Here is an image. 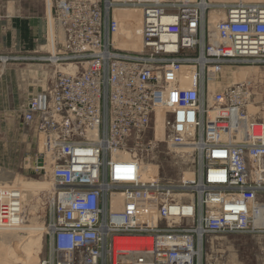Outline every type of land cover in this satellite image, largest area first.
<instances>
[{
	"label": "built area",
	"instance_id": "built-area-1",
	"mask_svg": "<svg viewBox=\"0 0 264 264\" xmlns=\"http://www.w3.org/2000/svg\"><path fill=\"white\" fill-rule=\"evenodd\" d=\"M126 8L141 11L138 50L117 46ZM50 16L49 50L22 58L70 67L22 110L54 187L38 264H203L208 234L264 236V119L247 80L224 83L264 67V1L54 0ZM158 141L194 155L192 181L142 178ZM20 204L0 187V227Z\"/></svg>",
	"mask_w": 264,
	"mask_h": 264
},
{
	"label": "rangeland",
	"instance_id": "rangeland-1",
	"mask_svg": "<svg viewBox=\"0 0 264 264\" xmlns=\"http://www.w3.org/2000/svg\"><path fill=\"white\" fill-rule=\"evenodd\" d=\"M53 1L0 0V187L15 186L23 191L24 217L23 230L17 232V242L3 244L0 229V264H38L37 260L46 255L44 225L48 217L53 181L49 169L37 167L35 159L38 139L34 128L23 120L22 110L30 97L53 83L56 70H64L22 58L49 50L47 19L50 23ZM128 30L136 34L134 28ZM231 72L224 83L247 80L251 89L250 102L254 103L248 107L249 111L262 121L264 67L232 69ZM236 72H245V78L238 80ZM157 138H162L159 125ZM141 154L144 167L141 175L145 180L182 184L189 183L195 176V157L186 150L169 149L163 141H158L152 150H144ZM24 189L30 193L25 196L30 198L24 196ZM37 189L45 192L34 195ZM24 199L29 202L26 204ZM142 201L146 203V199ZM152 219L155 222V218ZM24 243L31 245L32 255L35 252L37 254L36 259L32 258V263L21 259L23 252L17 246ZM202 256L203 264H264V236L208 234L204 237Z\"/></svg>",
	"mask_w": 264,
	"mask_h": 264
},
{
	"label": "bare ground",
	"instance_id": "bare-ground-1",
	"mask_svg": "<svg viewBox=\"0 0 264 264\" xmlns=\"http://www.w3.org/2000/svg\"><path fill=\"white\" fill-rule=\"evenodd\" d=\"M242 1H246V0H242ZM115 15H116L117 18H120V20L122 22H126V26H127V27H124L125 30H123L122 36H124V37L123 38H122V36H120L119 38L116 37V41L119 40L118 41L119 43H117V46L122 47V48H127V49L138 50L141 47L140 46V38H139L140 23H141V20H142L141 11L139 9H136V8L118 9V10H115ZM213 16H214V18H218L219 17V16L217 17L216 15H213ZM211 20H212V18H211ZM130 28H132V29L134 28L136 34H133V33L129 32L128 29H130ZM55 68H59V70L66 71L70 67L69 66L68 67H66V66H55ZM183 71H184V79H185L184 86H189L191 84L192 77H193L192 76V72H191V70H187V69H184ZM56 72H57V70H56ZM235 74H236V76H238V78H237L238 80H241V79L245 78L244 77L245 76V72H236ZM248 110H249V108H248ZM249 112L251 114V117H254L255 113H253L251 110ZM17 188L19 189V192H20V201H21V204H20V222L15 227H12L13 225H11V224L7 225L6 227H0V229L2 231V236L1 237L3 238V244L5 243V245L6 244L10 245L13 241L17 242L18 241L17 232L18 231H22L23 230L22 227L24 226V224H23L24 223L23 205H22V192L23 191H21L19 187H17ZM52 188L54 189L53 183H52ZM39 192L44 193L45 191H43V189H37V193H35L34 195L38 194ZM52 192H53V190H52ZM28 194H30V193H27L26 190L24 189V196L28 195ZM32 194L33 193H31V196H32ZM25 197H29V196H25ZM26 199H28V198H26ZM26 199H24V201L27 204L29 202V200H26ZM139 205H140L141 209H144L146 207V203L144 201H142V200H141ZM142 213L143 212H140V214H139L140 219L142 218V215H143ZM150 215L151 216L149 218V221L151 223H155L153 221V219H152V217L155 218L154 213L151 212ZM28 244L24 243L23 245H19L17 247H19L20 251L23 252V254H21V256H23V257L21 259L22 260L26 259V260H28L29 262L32 263V258L36 259L37 254L35 252V254L32 255V250H31V247H30L31 245L28 246Z\"/></svg>",
	"mask_w": 264,
	"mask_h": 264
}]
</instances>
